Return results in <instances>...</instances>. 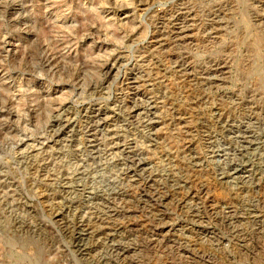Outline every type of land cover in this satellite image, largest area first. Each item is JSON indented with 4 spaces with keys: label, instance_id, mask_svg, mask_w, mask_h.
<instances>
[{
    "label": "rangeland",
    "instance_id": "obj_1",
    "mask_svg": "<svg viewBox=\"0 0 264 264\" xmlns=\"http://www.w3.org/2000/svg\"><path fill=\"white\" fill-rule=\"evenodd\" d=\"M0 264H264V0H0Z\"/></svg>",
    "mask_w": 264,
    "mask_h": 264
},
{
    "label": "bare ground",
    "instance_id": "obj_2",
    "mask_svg": "<svg viewBox=\"0 0 264 264\" xmlns=\"http://www.w3.org/2000/svg\"><path fill=\"white\" fill-rule=\"evenodd\" d=\"M239 169V168H238ZM245 172L243 171V170H237L234 174H240V175H242L243 176V174H244ZM231 175V174H230ZM228 177V176H227ZM225 178V177H224Z\"/></svg>",
    "mask_w": 264,
    "mask_h": 264
}]
</instances>
